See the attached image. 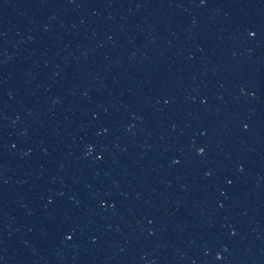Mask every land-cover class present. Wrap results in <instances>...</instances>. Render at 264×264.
Wrapping results in <instances>:
<instances>
[{
    "label": "water",
    "instance_id": "95a60500",
    "mask_svg": "<svg viewBox=\"0 0 264 264\" xmlns=\"http://www.w3.org/2000/svg\"><path fill=\"white\" fill-rule=\"evenodd\" d=\"M0 264H264V0H0Z\"/></svg>",
    "mask_w": 264,
    "mask_h": 264
}]
</instances>
